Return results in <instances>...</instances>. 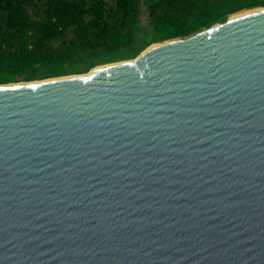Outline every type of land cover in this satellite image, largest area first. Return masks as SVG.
Instances as JSON below:
<instances>
[{
    "label": "water",
    "instance_id": "95a60500",
    "mask_svg": "<svg viewBox=\"0 0 264 264\" xmlns=\"http://www.w3.org/2000/svg\"><path fill=\"white\" fill-rule=\"evenodd\" d=\"M0 264H264V7L0 85Z\"/></svg>",
    "mask_w": 264,
    "mask_h": 264
},
{
    "label": "trees",
    "instance_id": "16d2710c",
    "mask_svg": "<svg viewBox=\"0 0 264 264\" xmlns=\"http://www.w3.org/2000/svg\"><path fill=\"white\" fill-rule=\"evenodd\" d=\"M263 7L264 0H0V85L85 74Z\"/></svg>",
    "mask_w": 264,
    "mask_h": 264
},
{
    "label": "rangeland",
    "instance_id": "374dc122",
    "mask_svg": "<svg viewBox=\"0 0 264 264\" xmlns=\"http://www.w3.org/2000/svg\"><path fill=\"white\" fill-rule=\"evenodd\" d=\"M256 9H260V8H256ZM245 11H247V10H243V11H240V12H238V13H242V12H245ZM144 21H145V19H142V22L144 23Z\"/></svg>",
    "mask_w": 264,
    "mask_h": 264
}]
</instances>
